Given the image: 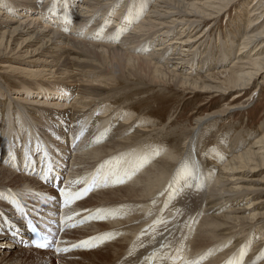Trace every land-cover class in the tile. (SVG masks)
Listing matches in <instances>:
<instances>
[{"label":"bare ground","instance_id":"obj_1","mask_svg":"<svg viewBox=\"0 0 264 264\" xmlns=\"http://www.w3.org/2000/svg\"><path fill=\"white\" fill-rule=\"evenodd\" d=\"M258 3L242 9V29L210 45L207 22L242 0H0V264H18L23 253L39 256L32 264H47L57 247L92 245L106 231L113 238L97 241L100 249L87 246L88 255L100 253L95 264H264V212L256 211L264 197L249 200L264 194V172L261 180L249 176L264 169V123L219 134V113L178 126L174 114L167 123L139 108L172 90L238 92L235 98L256 82V95L264 73V8ZM130 10L131 25L124 19ZM238 41L233 56L229 49ZM5 57L16 61L6 64ZM104 165L131 171L129 182L107 188L108 181L93 185L89 177L84 186V174H99ZM89 188L91 195L65 204L62 190ZM94 209L107 210L105 220L85 225L101 219L97 211L86 212ZM27 222L52 236L53 245L34 247Z\"/></svg>","mask_w":264,"mask_h":264},{"label":"rangeland","instance_id":"obj_2","mask_svg":"<svg viewBox=\"0 0 264 264\" xmlns=\"http://www.w3.org/2000/svg\"><path fill=\"white\" fill-rule=\"evenodd\" d=\"M253 1H255V0H242V4L234 5L233 8L228 9L229 11L227 10V12L220 13L219 15L214 14L213 16L215 18L213 20H209L207 22L208 24H210L209 25L210 27L208 28V30L206 32L207 39L205 41V44H207V43H209L210 45L216 44L217 39L220 36H224L227 33V31H229V33H231V32L233 33V30L235 27L239 30L242 29L246 23V20H247V15L243 14L242 9L245 10V12H247L246 11L247 8L249 9V7ZM259 2L260 3H258L257 5L260 6L262 4L261 6L264 8V0H259ZM115 10L116 9H113V14H115ZM21 12H22V10L20 8L15 10V13L17 15L20 14ZM7 14L3 15L2 18H4V16L7 17ZM113 14H112V16H113ZM240 16H242V17H240ZM37 22L39 23L40 21L38 20ZM68 28H72V24L67 26L66 30ZM203 28H198V29L192 31L190 33L191 37L193 35L197 34L198 32H200ZM174 33H176V31H173L171 36L176 35ZM210 36H211V39H209ZM238 39H240V37H238ZM238 43H239V41L237 42V45H234V47L232 49H229L233 56L239 47ZM199 58L200 57H198V53H197L194 56L196 66L198 65ZM231 60H232V56H230V58L227 60V64L224 65L225 68H228L230 66ZM2 61L5 62L6 64H10L13 61H16V59L12 58V57H5V58H3ZM23 62H25L29 66L31 65V63L28 60H25ZM207 65H208V63H206V67H207ZM184 70H185V72H189V74L192 71L189 68H185ZM212 70L211 71L205 70V71H203L204 73H202V74H208L209 73V75H211L214 73H219L218 69H216L215 71H212ZM0 71L5 72L4 69H1ZM23 77L29 78V76H27V75H24ZM215 77L217 79L222 80V78H219L217 76H215ZM260 79L263 81V83L260 86V88H261L260 91L258 90L256 95L252 94V92H253L252 90L255 87H257L256 82H255V85L252 86L248 91H246L245 94L237 96L235 98H234V94L238 93V92H232L231 94H228L226 96L221 97L220 95L216 96L214 94L205 95V94H199V93L195 94V93H185V92L184 93L179 92L176 95V91L174 92V90H172V91L168 92L170 94L165 93V94H163V96L157 95L154 99L144 100V102L142 104L141 103L139 104L140 105L139 108L140 109L141 108H144V109L147 108L146 110H149L150 114L153 115L154 119H156V120L164 119V122H167V123L169 122L168 121L169 116L174 114V117L178 116V120L176 121V124L179 123V125L177 124L178 126H180V125L183 126V125H187V124H188V126H192L193 120L197 117H203L205 115H209V114L212 115V114L219 113L218 116L215 117V123H216L215 125L217 128L220 129L219 134H222V131L227 132V131L231 130L230 135H232L233 131L235 129H240L239 131L241 132L242 130H249L252 128H257L258 125L260 126L261 124L264 123V73H262V76ZM48 82H50V81H48ZM39 83L51 84L53 86H60V84H58V82H56V81H53L52 83H47V82L42 81ZM38 84L31 83V86L38 85ZM20 90H22V89L17 88L15 92L11 91L10 94L16 95ZM31 93H34V92H31ZM173 95H175V96H173ZM181 95H182L183 99H182V97L180 98ZM233 105H236V106L248 105V106L246 107V109H243L240 111H236V112H232V113H226V109H228L229 107H232ZM86 122L87 123L89 122L87 127L92 126L91 125L92 123H90V120L88 121L86 119L85 122L83 121V124L85 123L84 124L85 126L87 125ZM106 125H107V127H106ZM106 125L105 124L102 125V127H101L102 131L108 130V122L106 123ZM104 126H105V130L103 128ZM39 130H43V128H39ZM167 130H169V129H167ZM160 138H162L161 135H159V139ZM249 140H251V138ZM106 164H108V163H106ZM182 164H183V162H181V165H179V166H182ZM12 167H15V170L18 169V167H16V165H14ZM112 170L116 171V173H113V176H112L113 179L112 180L118 179L120 177V174L118 173L119 171H117L115 168H112L110 171H112ZM87 172H89V171H87ZM130 172L122 171V173H123L122 176L129 175V178H130V174H127ZM263 172H264V169L260 170V172H255V173L249 174V176H251V178L254 180H261ZM133 173H131V174H133ZM228 175L229 174H227L226 176L228 177ZM232 175L235 177L236 176H245L244 174H241V173H236V174H232ZM177 176H178V173L173 177L172 182H173V180H175L177 178ZM112 177L109 178V181L111 180ZM128 182H129V180L124 184H127ZM122 186L123 185L118 184V186H116V187H122ZM104 190H106V189H104ZM84 193H85L84 194L85 196L88 195V191L84 192ZM262 197H264V194H262L261 196L256 195L254 197L249 198V200L257 201L258 199H260ZM91 199L94 200L95 198L93 196H91ZM6 203L9 205V207L11 209L13 208L12 202H11V204H9L8 201ZM40 203L44 204V205L46 204L42 199L40 200ZM82 204H84V203H80V205H82ZM260 206L261 207H259V206L257 207L256 211L258 210V211L264 212V203H262ZM13 210H14V208H13ZM97 210H100V209H94V210H90V211L86 210V212L91 213L92 211H97ZM14 212H16V211L14 210ZM63 213L66 214L65 212H63ZM17 214L19 215V217L22 216L19 213H17ZM117 214H121V213H117ZM108 216H112V214L111 215L108 214ZM11 224H13V223H11ZM4 228L5 227L3 226V231H5ZM9 230L12 232L13 238H15L16 237L14 234L15 229H13V230L9 229ZM108 232L109 231H106L105 233H108ZM5 234H7V233H5ZM128 234L126 233V235H125L126 239H128L130 236ZM57 235H59V234H57ZM127 236H128V238H127ZM97 243H98L97 241H93L92 245H97ZM72 248H73V246L70 249H72ZM77 248H78V246H77ZM77 248H74L68 252L57 253L55 257L50 258L48 263L49 264H92V263L95 264V262L97 260L99 261V259H95V258L98 257V255H100V253H96L95 255H88L86 253L87 250H84V252H83L84 255L79 254V255H76L73 257L72 256L68 257L70 253L77 251L78 250ZM93 248H90V249H93ZM95 249L98 250L100 248L97 247ZM60 256H62V257H60ZM36 258L39 259V256L34 255L32 253H23L19 257L18 264H32ZM185 258H186V256H185ZM205 261L206 260H202L201 264H203Z\"/></svg>","mask_w":264,"mask_h":264},{"label":"snow or ice","instance_id":"obj_3","mask_svg":"<svg viewBox=\"0 0 264 264\" xmlns=\"http://www.w3.org/2000/svg\"><path fill=\"white\" fill-rule=\"evenodd\" d=\"M143 12H144V6L141 5L139 10H138V12H137V14H136V16H135V20L136 21H138L141 18V15L143 14ZM131 17H132V13H131V10H130L129 13L124 18L126 21L129 22V25H131V23L133 22ZM123 31H124V29L118 30V32H120L121 34H122ZM156 154H158V152ZM144 162H147V158H144ZM141 166H142V164H141ZM96 179H97L96 177H93V179H92V184L93 185L96 183ZM102 179L106 182L108 178L107 177H103ZM80 182L81 181H77V183H80ZM118 182H123V181L122 180H118ZM88 190L89 189H85V192H87ZM61 194L65 196V204L66 205L71 203V202H73L75 199H79L81 197V195H83V193L72 194V193L66 192L64 190L61 191ZM104 211L105 210H103V209L97 210L96 216L98 218H104V216L102 215V213H104ZM73 226H75V225H73ZM30 227H31V225H30ZM32 230H33V232H35L36 231L35 227H32ZM111 238H113V235L111 233H106L104 235L96 237L95 239L97 241L103 242L104 240L111 239ZM50 243L51 242H50L49 238L47 236H44L40 240H38L36 242L35 246L38 247V248H47L50 245ZM77 246L78 245H73V247H77ZM84 246H92V245L89 242H84ZM70 250H71L70 248H60V247H57L55 249V251L57 253H59V252H68ZM154 255H155V253H154ZM241 255L243 256V253ZM172 264H175V260L174 259H173ZM186 264H200V261L199 260H197V261H188V262H186ZM228 264H232V262L229 261ZM238 264H242V261L238 262Z\"/></svg>","mask_w":264,"mask_h":264}]
</instances>
